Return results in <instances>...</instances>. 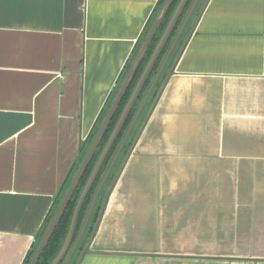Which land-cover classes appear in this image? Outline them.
Masks as SVG:
<instances>
[{
  "label": "crops",
  "instance_id": "obj_1",
  "mask_svg": "<svg viewBox=\"0 0 264 264\" xmlns=\"http://www.w3.org/2000/svg\"><path fill=\"white\" fill-rule=\"evenodd\" d=\"M162 1L0 0V264H25ZM77 264H264V0H205Z\"/></svg>",
  "mask_w": 264,
  "mask_h": 264
},
{
  "label": "water",
  "instance_id": "obj_2",
  "mask_svg": "<svg viewBox=\"0 0 264 264\" xmlns=\"http://www.w3.org/2000/svg\"><path fill=\"white\" fill-rule=\"evenodd\" d=\"M188 1L189 0H178L173 12L171 13L152 53L150 54L142 72L140 73L138 79H137V82L135 83L131 93L129 94V97L125 103V105L123 106V109L114 125V127L112 128L93 168L91 169L90 173H89V176L85 182V184L83 185V188L81 189L80 191V194L77 198V201L75 203V206H74V209H73V213L71 215V219H70V223H69V226H68V229H67V232H66V235L64 237V240H63V243L59 249V251L57 252V254L55 255V257L52 259V261L50 262V264H60L64 257L66 256L68 250H69V247L74 239V235H75V232H76V227H77V222H78V218H79V214H80V210H81V207L87 197V194L89 193L110 149L112 148V145L115 141V139L117 138V136L119 135L120 131L122 130L130 112H131V109L133 108L136 100L138 99L142 89L144 88V85L148 79V76L150 75L157 59L159 58V56L161 55L167 41L169 40L174 28L176 27L177 23H178V20L182 14V12L184 11L185 7L187 6L188 4ZM196 2V0H195ZM194 2V4H195ZM173 3V0H165L164 1V4L159 12V14L157 15V17L155 18L154 22L152 23L144 41L142 42L140 48H139V51L130 67V69L128 70L125 78H124V81L122 82L118 92L116 93L109 109L107 110L90 146L88 147L75 175L73 176V179L70 183V185L68 186L59 206L57 207V210L56 212L54 213L40 243L38 244L29 264H36L43 248L45 247L46 243L48 242L58 220L60 219L62 213L64 212L65 208H66V205L67 203L69 202V199L74 191V189L76 188L82 174L84 173L85 171V168L92 156V154L94 153L95 149L97 148L104 132H105V129L109 123V121L111 120V117L114 113V111L116 110L118 104H119V101L121 100L122 96L124 95L125 93V90L127 89L128 85L130 84L134 74L136 73V70L137 68L139 67L140 63L142 62L146 52H147V49L149 47V44L158 28V26L160 25V23L162 22V20L164 19L165 15L168 13L171 5ZM193 4V5H194ZM192 10V8H191ZM161 70V69H160ZM159 70V72H160ZM150 91V89H149ZM149 91L147 92L145 98L143 99L134 119L132 120L128 130H127V133L126 135L129 133V130L132 128L136 118L138 117L139 113H140V110L142 109L145 101H146V98L149 94ZM101 186V184H100ZM99 186V187H100ZM97 193L98 191L95 193L94 197H93V200L91 202V205H90V208H89V211H88V214H87V217L85 219V222L83 224V228L85 227V224L87 222V219L90 215V210L94 204V201H95V198L97 196Z\"/></svg>",
  "mask_w": 264,
  "mask_h": 264
},
{
  "label": "rangeland",
  "instance_id": "obj_3",
  "mask_svg": "<svg viewBox=\"0 0 264 264\" xmlns=\"http://www.w3.org/2000/svg\"><path fill=\"white\" fill-rule=\"evenodd\" d=\"M163 2L164 0L161 2L160 6L158 7V10L156 11L157 13H155L152 21L150 22V24L148 25V27L146 28V30L144 31V34L142 35V37L140 38V41L138 43V46L136 48V51L134 52L128 66H127V69H126V72L123 74V77L122 79L119 81L115 91L113 92L109 102H108V105L106 107V110L104 112V114L102 115L101 119H100V123L99 125L96 127V129L99 128L107 110L109 109L116 93L118 92L121 84H122V81L127 73V71L130 69L138 51H139V48L142 44V42L144 41L152 23L154 22L155 18L157 17V15L159 14L162 6H163ZM193 0H190L188 5L186 6L185 10L183 11L182 15L180 16L179 20H178V23L176 25V27L174 28L169 40L167 41L166 43V46L164 47V51L162 52V54L160 55V58L158 59L157 61V64L156 66L154 67V69L151 71L150 75L148 76V82L146 84V86L144 87V89L142 90L141 92V95L140 97L137 99L136 103H135V106H134V109L131 113V119L132 117L135 115L137 109L139 108V106L141 105L143 99L145 98L147 92L149 91V94L147 96V101L141 111V114H140V117L137 119V121L135 122L133 128H132V139L133 140L138 132V128L140 126V123H141V120L144 116V114L146 113L147 111V108L149 105H151V103L153 102L155 96L157 95L163 81H164V78L166 76V73L170 70V68L172 67L174 61L176 60L185 40L187 39L188 37V34L192 28V25L194 23V20L196 18V15H199L202 7L204 6V3H205V0H198L195 5H193ZM193 6V7H192ZM192 7V11L190 13V15H187L189 12H190V9ZM172 10H174L173 8L170 9V12L169 13H172ZM171 15V14H170ZM157 36L159 35V32L157 31ZM161 69V70H160ZM160 70V72H159ZM130 123V122H129ZM129 123L127 124V126H125L122 134H121V137H123L126 133V130L129 126ZM94 133V134H93ZM92 133V137L90 138V140L86 143V146L83 150V153H81L80 155V158L79 160H77V163L75 165V167L73 168L72 170V173L70 174V177L68 178L66 184L64 185V188L62 189V192L60 194V196L58 197V200L56 201L55 205H54V208H53V211L51 212V214L49 215L50 217L48 218V220L44 223V226L43 228L41 229V233L39 234L38 236V239L36 240V244L40 243V239L42 238L44 232L46 231L52 217H53V214L56 212L57 210V207L59 206L68 186L70 185L71 183V180L76 172V170L78 169L81 161H82V158L86 152V150L88 149V146L91 144V141L92 139L94 138V135L96 134V132L94 131ZM116 146L113 148V153L116 151ZM127 149V148H126ZM110 154V156H112V154ZM124 155V154H123ZM108 160L107 162L105 163L104 167H103V170L101 173L105 172V169L107 168L108 166ZM120 166V162L118 164L115 165V168L112 170L113 174L115 173V171H117L118 167ZM115 175V174H114ZM114 177V176H113ZM106 190V187L104 189V191ZM103 191V193H104ZM83 224H84V221L83 223L81 222L77 231H76V237H75V242L73 241V244L71 245V251L73 249V247L77 246L78 248H75L70 259H69V263L68 264H77V262L79 261V258H80V252H79V248L80 247H84L85 243H86V233L83 234L82 232V229H83ZM71 251L68 252L67 254V259H68V256L69 254L71 253ZM67 259H64L61 264H64V262H66Z\"/></svg>",
  "mask_w": 264,
  "mask_h": 264
},
{
  "label": "trees",
  "instance_id": "obj_4",
  "mask_svg": "<svg viewBox=\"0 0 264 264\" xmlns=\"http://www.w3.org/2000/svg\"><path fill=\"white\" fill-rule=\"evenodd\" d=\"M177 2H178V0H173V3L171 5L170 9H172V8L174 9L175 6H176V4H177ZM170 9H169L168 13L165 15V17L162 20V22L160 23V25L158 26V28H157V30H156V32H155V34H154V36H153L150 44H149V47L147 49V52H146V54H145L142 62L140 63L139 67L137 68L136 73L134 74V76H133L130 84L128 85L127 89L125 90L124 95L122 96L121 100L119 101V104H118L116 110L114 111V113H113V115L111 117V120L109 121V123H108V125H107V127L105 129V132H104V134H103V136H102V138H101V140H100L97 148L95 149L94 153L92 154V156H91V158H90V160H89V162H88V164H87V166L85 168V171L82 174V176H81V178H80V180L78 182V185L74 189V191H73V193H72V195H71V197L69 199V202L66 205V208H65L64 212L62 213L60 219L58 220V222H57V224H56V226H55V228H54V230H53V232H52V234H51L48 242L46 243L45 247L43 248V250H42V252H41V254H40V256H39V258H38V260L36 262V264H50V262L52 261V259L55 257V255L59 251V249H60V247H61V245L63 243L64 237L66 235V232H67V229H68V226H69V223H70L71 215L73 213V209H74L75 203L77 201V198L79 196L80 190H81V188H82V186H83L86 178L88 177L91 169L93 168L94 163H95L98 155L100 154L103 145L105 144V142H106V140H107V138H108V136H109V134H110L113 126H114V124L116 123V121H117V119H118V117H119V115L121 113V110L123 109V106L125 105L128 97H129V94L131 93V91H132L135 83L137 82V79H138L140 73L142 72V70H143V68H144V66H145V64H146V62H147L150 54L152 53V51H153V49H154V47H155V45H156V43H157L160 35H161V33H162V31H163V29H164V27H165V25H166L169 17H170V14H171V13H169L170 12ZM172 12H173V10H172ZM157 31L159 32V35L158 36L156 35L157 34ZM164 49H163V51H164ZM159 58H160V56H159ZM158 59H157V61H158ZM157 61H156L155 65H154V67L157 64ZM154 67H153V69H154ZM147 82H148V79H147L144 87L146 86ZM140 95H141V93H140ZM140 95H139V97H140ZM134 106H133V108L131 110V113H132V111L134 109ZM131 113L128 116V119H127V122H126L125 126H127V124L131 120V118H130L131 117ZM99 123H100V121H99ZM99 123H98V125H99ZM96 131H97V129L95 130V132ZM122 132L120 133V136L118 137V139L121 137ZM91 137H92V135L90 136V138ZM90 138H89V140H90ZM131 139H132V137L129 138V140L125 141V143H124V145H123V147L121 149V155H123L125 153V150L128 149V147H129V145H130V143L132 141ZM113 145L115 146L116 143H114ZM114 146H113V148H114ZM79 158H78V160H79ZM116 173H117V171H115V173H114L115 175L112 174V177H110V179L108 181V182H110V185L106 188L105 191L102 190V192H101V194L99 196V199H98V201L96 203V206H95V209L93 211V216H92L91 220L87 223V226H86V231H85L86 237L89 235L90 232H92L94 230V224H96V222L99 219V212L101 210V207H102V204H103V200L105 198V195H106L109 187L111 186V183L113 182V179L116 176ZM113 175H114V177H113ZM103 191H104V193H103ZM90 200H91V193L89 195H87V197H86V199H85V201H84V203H83V205L81 207L80 214H79V218H78V222H77L76 231H77L80 223L81 222L83 223V219L85 218V215L87 213V208H88V205L90 203ZM74 236H76V232H75V235ZM40 241H41V239H40ZM38 244H36V243L34 244L33 248L30 251V253L25 258V264H29V262L31 260V257L33 256V254H34V252H35Z\"/></svg>",
  "mask_w": 264,
  "mask_h": 264
},
{
  "label": "flooded vegetation",
  "instance_id": "obj_5",
  "mask_svg": "<svg viewBox=\"0 0 264 264\" xmlns=\"http://www.w3.org/2000/svg\"><path fill=\"white\" fill-rule=\"evenodd\" d=\"M190 1V0H189ZM189 3V2H188ZM188 5V4H187ZM139 98V97H138ZM137 101V100H136ZM146 101H147V98H146ZM146 101H145V103H146ZM136 103V102H135ZM145 103H144V105H145ZM135 105V104H134ZM144 105H143V107H144ZM140 107V106H139ZM143 107H142V109H143ZM139 109V108H138ZM138 109H137V111H138ZM142 109L140 110V113H139V115L141 114V111H142ZM132 110V109H131ZM122 111V110H121ZM137 111H136V113H137ZM131 113V112H130ZM136 113H135V115H136ZM135 115L132 117V119L130 120V123H129V126H130V124H131V122H132V120L134 119V117H135ZM139 115H138V117L136 118V120H135V122L137 121V119L139 118ZM128 119V118H127ZM126 122H127V120H126ZM126 122H125V124H126ZM135 122H134V124H135ZM125 124H124V126H123V128H122V130L120 131V133L123 131V129H124V127H125ZM134 124H133V126H134ZM115 125V124H114ZM129 126H128V128H129ZM133 126H132V128H133ZM114 127V126H113ZM128 128H127V130H128ZM132 128L129 130V133L126 135V133H127V130H126V133H125V135L123 136V137H120L119 139H118V137L120 136V133H119V135L117 136V138L115 139V141H114V143H116V151L113 153V146L114 145H112V148L110 149V151H109V153H108V155H107V157H106V159H105V161H104V163H103V165H102V167H101V169H100V171H99V173H98V175H97V177H96V179H95V181H94V183H93V185H92V187H91V189H90V191H89V193L87 194V195H89L90 193H91V200H90V203H89V205H88V208H87V213H86V215H85V218L83 219V221L85 222V219H86V217H87V214H88V211H89V208H90V205H91V202H92V200H93V197H94V195H95V193L98 191V193H97V196H96V198H95V201H94V204H93V206H92V208H91V210H90V215H89V217H88V219H87V222L86 223H88L90 220H91V218H92V216H93V211H94V209H95V206H96V203H97V201H98V199H99V196H100V194H101V192H102V190H104L105 189V187L107 188L109 185H110V182H108L109 181V179H110V177H112V174H113V172H112V170L115 168V165L116 164H118L119 162H121V159H122V157H123V155H121V149H122V147H123V145H124V143H125V141H127V140H129V138H131L132 136ZM98 130V129H97ZM97 132V131H96ZM92 142V141H91ZM113 143V144H114ZM90 146V145H89ZM88 146V147H89ZM104 146V145H103ZM115 147V146H114ZM103 148V147H102ZM102 150V149H101ZM87 151V150H86ZM86 153V152H85ZM111 153H113L112 154V156H110V154ZM99 156V155H98ZM84 157V156H83ZM98 158V157H97ZM83 159V158H82ZM97 160V159H96ZM107 160L109 161L108 162V166H107V168L105 169V172H103V173H101L102 172V170H103V167H104V165H105V163L107 162ZM96 162V161H95ZM95 164V163H94ZM77 171V170H76ZM76 173V172H75ZM75 175V174H74ZM89 176V175H88ZM114 176V175H113ZM88 178V177H87ZM87 178H86V180H87ZM73 179V178H72ZM86 180H85V182H86ZM72 181V180H71ZM112 181V180H111ZM85 182H84V184H85ZM83 184V185H84ZM100 184H101V186H100ZM78 185V184H77ZM100 186V187H99ZM82 188H83V186H82ZM81 188V189H82ZM81 191V190H80ZM92 191V192H91ZM80 194V193H79ZM84 232V231H83ZM83 234H85V233H83ZM75 237L76 236H74V239H73V241L75 242ZM73 241H72V243H71V245L73 244ZM71 245H70V247H69V250H68V252L69 251H71ZM75 248H78L77 246H75V247H73V249H72V251H71V253L69 254V256H68V259H67V254H68V252H67V254H66V256L64 257V259H67L66 260V263L68 264L69 263V259H70V257H71V255H72V253H73V251H74V249ZM80 250H79V252L81 253V251H82V247H80L79 248ZM79 253V254H80ZM63 259V260H64ZM65 263V262H64ZM61 264V263H60Z\"/></svg>",
  "mask_w": 264,
  "mask_h": 264
}]
</instances>
